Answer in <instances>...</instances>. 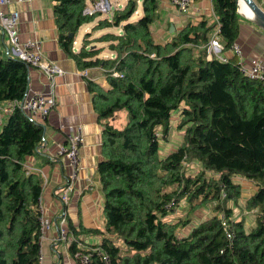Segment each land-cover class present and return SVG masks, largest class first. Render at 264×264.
<instances>
[{
  "label": "trees",
  "instance_id": "16d2710c",
  "mask_svg": "<svg viewBox=\"0 0 264 264\" xmlns=\"http://www.w3.org/2000/svg\"><path fill=\"white\" fill-rule=\"evenodd\" d=\"M88 1L94 0L53 5L64 50L82 68L102 66L110 85L91 84L106 119L98 164L104 229L80 228L104 235L88 248L75 236L68 245L72 256L80 264L81 253H90L92 264H264V82L243 74L237 55L227 54L240 31L237 0H213L214 22L190 21L166 43L151 29L159 0H126L105 17L84 14ZM88 24L75 52L78 32ZM217 26L226 60L209 55ZM108 27L120 31H104ZM101 41L114 56H99L104 46L95 43ZM29 67L0 49V103L24 98ZM123 111L126 122L119 125ZM175 111L182 135L163 155ZM7 115L0 129V264H39L44 177L32 161H50L43 152L45 126L18 104ZM237 175L258 186L243 207ZM183 200L188 210L215 205L210 217L179 235V226L191 221L171 218ZM235 205L253 210V221L232 218Z\"/></svg>",
  "mask_w": 264,
  "mask_h": 264
},
{
  "label": "crops",
  "instance_id": "0c3cea01",
  "mask_svg": "<svg viewBox=\"0 0 264 264\" xmlns=\"http://www.w3.org/2000/svg\"><path fill=\"white\" fill-rule=\"evenodd\" d=\"M255 1L264 10V0ZM159 3L161 13L164 12L163 8L168 7L175 12L178 11L170 0H159ZM11 5L18 9L20 13L18 27L21 38L39 40L44 57L57 62L64 69V73L56 76L53 83H51L44 71L33 66L29 67V90L31 92L53 93L57 99L55 108L42 122L45 126L46 138L43 152L50 157V161L41 164L32 161V166L44 177L41 203L43 214L52 222L44 241L45 264H80L69 251L67 242L57 239L63 207L62 202L57 199L56 190L63 184V180L68 173L65 159L62 157L59 161L57 160L59 158L57 151L61 144L67 142L68 129L82 126L84 132V142L80 150L82 167L74 184V189L70 193L69 202L65 204L66 226L69 227L68 236H77L83 248L100 244L104 234L83 232L80 228L82 227L83 230L88 228L104 229V193L98 164L103 158L102 133L106 119H101L95 107L93 101L94 91L91 89V84H97L103 88H109L110 85L102 66L95 65L82 68L78 65L76 59L64 50L59 38V29L53 8L54 0H12ZM190 6L187 11H182V13L178 11L184 21L183 24L177 25L178 29L181 30L187 20H191L195 24L202 19L214 22L213 0H192ZM9 7L10 5L5 6V9ZM241 11L246 15L240 13L242 18L240 19V31L236 40L242 50L241 57L244 58L247 64H250L256 58H261L264 61V28L251 19L254 15ZM161 17L164 18V15ZM159 22L164 23L160 19L156 20L151 25V29L155 26L157 30L153 33L156 40L160 43H166L170 40V36L167 35L164 27L158 26ZM85 28L87 29V27ZM86 29L85 31H88ZM99 33L101 34V32ZM81 43L82 39L79 40L76 37L73 45L75 52L79 51ZM7 48V36L0 27V49L6 54ZM227 54L232 55V52L229 50ZM110 56H114V54L110 52ZM85 70L88 71V74L84 73ZM5 104L4 101L0 103V128H2L9 113L4 111ZM110 121H113V118ZM125 122L126 114L120 112L117 123L122 125ZM60 124H64L65 128H61ZM244 178L246 179L243 180L245 181L244 184H242L241 178L235 179L241 183L243 189L251 187V189L248 188L250 189L249 194L244 197L247 199L256 191L258 186L253 180ZM71 227H74L78 234Z\"/></svg>",
  "mask_w": 264,
  "mask_h": 264
},
{
  "label": "built area",
  "instance_id": "2783aa9c",
  "mask_svg": "<svg viewBox=\"0 0 264 264\" xmlns=\"http://www.w3.org/2000/svg\"><path fill=\"white\" fill-rule=\"evenodd\" d=\"M23 1V0H18ZM171 3L179 10L187 9L192 0H170ZM12 0H0V27L4 34L7 36L8 48L7 53L15 57L21 58L26 61L30 66L36 67L44 71L50 82L53 83L56 76L64 73V69L57 62L48 60L44 57L40 41L33 38L22 39L19 31V10L11 5ZM10 5L9 8L5 9V6ZM113 5L111 0H94L86 4L83 9L84 14H110L113 11ZM217 19V17L215 16ZM232 54L237 55L238 63L243 74L250 78L260 79L264 82V61L261 58L253 59L250 64H247L244 58H242L241 47L233 42L229 48ZM208 51L210 56H216L219 59L226 60L227 56L223 51V44L219 37V27L217 31L213 33L208 43ZM154 55V54H152ZM88 74V71H84ZM118 72H114V75H118ZM57 103L56 96L51 93L47 94L44 92L36 91L31 92L28 88L24 98L21 101H9L4 105V111L11 112L16 104L20 105L21 108L27 113V115L35 120L44 122L49 116L51 111L55 108ZM61 128H65L64 124H60ZM67 142L61 144L57 151V156L63 157L66 161L68 168V174L65 183L56 190V195L61 202L67 204L70 199V193L74 189L75 180L81 169V154L80 150L84 142V132L82 126H75L68 129ZM46 140V138L44 137ZM40 207L43 212L42 203ZM66 210L63 208L57 239L64 240L69 244L73 237L68 236V228L66 226L67 221L65 217ZM59 222V223H60ZM66 223V224H65ZM52 222L47 219L42 213L41 226L39 233V264H45V252H44V241L47 238V231L51 228ZM223 225L227 234V237L232 236V232L228 227V223L223 221ZM98 250V248H95ZM82 264H92L90 253L80 254Z\"/></svg>",
  "mask_w": 264,
  "mask_h": 264
},
{
  "label": "rangeland",
  "instance_id": "374dc122",
  "mask_svg": "<svg viewBox=\"0 0 264 264\" xmlns=\"http://www.w3.org/2000/svg\"><path fill=\"white\" fill-rule=\"evenodd\" d=\"M111 2H112L113 7L116 8V7H119V6L123 5L125 0H111ZM163 10H164V12L161 13V7H160L159 15H158L159 17L156 20L160 19V21L161 20L164 21V23L159 22L158 26L162 27V28L164 27L166 32H167V35H169L170 36L169 38L171 39L173 35L177 34L180 31V29H178L177 25H180V24L184 23L183 19L181 18V13H182V11H185V10L187 11V9L182 10V11H179L177 9L181 13H179L178 11L175 12L170 7L163 8ZM110 14L112 15V13H110ZM139 14L135 15L134 18H136ZM162 15H164V18L161 17ZM105 16H109V15H105V14L101 15V17H105ZM188 18H191V17H188ZM190 21L191 20H187L186 23H188ZM91 24H93V22ZM91 24L83 25L80 28V30L78 32V35H77V39L81 40L84 37V34L86 32L85 31V29H86L85 27H87L86 30H90ZM171 26L174 27V30H171ZM106 30H113V31H117L118 32V31H120V28L119 27H110V28L108 27L107 29H104V31H106ZM152 30L154 32V31L157 30V28H155V26H153ZM102 31L101 30L100 31H96V32H98V34L95 33V36L100 35L99 32H102ZM216 31H217V29L215 30V32ZM95 44H96V46H104V51L99 56L110 57V51L108 49V45H107L106 42H102L101 41V42H96ZM175 112L172 114V117H171L172 118V121H171V127L172 128H171L170 134H169V136H168L166 141L162 140V142H161V144H163L162 147H161L162 148L161 154H163V155L166 154L168 151L172 150L173 148H175L179 144L180 138H181V135H182L181 134L182 131L179 130L178 127H177L180 115L177 112L176 113ZM122 113L125 115V111H123ZM196 164H198V163L194 162L193 165H191V167L192 168L195 167ZM81 166H82V163H81ZM80 171H81V169H80ZM80 171H79V173H80ZM78 176H79V174H78ZM78 176H77V178H78ZM77 178H76V180H77ZM235 178H237V179L241 178L240 179L241 181L246 180L244 177H242V175H237V176H235ZM76 180H75V182H76ZM244 182L245 181H243L242 184H244ZM254 182L257 183L256 181H254ZM248 188L251 189V187H248ZM248 188L245 187L243 189L242 197L239 199V202H240L242 207L245 205L244 204L245 195L249 194V190L250 189H248ZM40 202H41V199H40ZM213 205H215L214 202H209V204L201 206V207H199V208H197L195 210H191V209L188 210L187 203L185 204L184 200L181 201V205L176 209L175 213L171 216V218H172V220L181 219V222H183V220H185L187 218H191V221H189L187 224L183 223L182 225H180L179 228H178V234L182 235V234L189 233V231L191 230V228L194 225L199 223L201 220L210 217L212 215V213H213V210H212L213 209ZM228 205L233 206V202L232 201L228 202ZM241 206H237V205L234 206V212H233V217L232 218L245 217L247 222L250 223V220L253 219L254 216H255L254 213H253V210H247L245 207L242 208ZM219 214H220V216L223 215L222 212H219ZM59 222H60V220H59ZM60 224H62V220H61ZM67 228H69V227H67ZM77 257L81 260L80 254H78Z\"/></svg>",
  "mask_w": 264,
  "mask_h": 264
},
{
  "label": "water",
  "instance_id": "95a60500",
  "mask_svg": "<svg viewBox=\"0 0 264 264\" xmlns=\"http://www.w3.org/2000/svg\"><path fill=\"white\" fill-rule=\"evenodd\" d=\"M248 5L252 8V10L255 13V16H252L251 19H253L257 24H259L262 28H264V10L257 4L255 0H245ZM238 9L237 11L242 14V12L239 9V0H237ZM171 30H174V27L171 26ZM73 35L72 33H70Z\"/></svg>",
  "mask_w": 264,
  "mask_h": 264
},
{
  "label": "bare ground",
  "instance_id": "6f19581e",
  "mask_svg": "<svg viewBox=\"0 0 264 264\" xmlns=\"http://www.w3.org/2000/svg\"><path fill=\"white\" fill-rule=\"evenodd\" d=\"M239 9H240V11L243 10V11H245V12H247V13L252 14V15L255 16L254 11L252 10V8L250 7V5H248V3L245 0H239ZM242 14H243V12H242ZM243 15H245V14H243Z\"/></svg>",
  "mask_w": 264,
  "mask_h": 264
}]
</instances>
